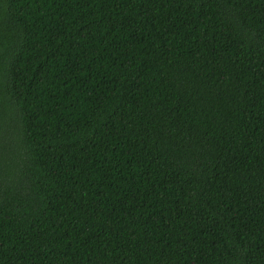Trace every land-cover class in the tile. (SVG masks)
Listing matches in <instances>:
<instances>
[{
    "label": "trees",
    "instance_id": "16d2710c",
    "mask_svg": "<svg viewBox=\"0 0 264 264\" xmlns=\"http://www.w3.org/2000/svg\"><path fill=\"white\" fill-rule=\"evenodd\" d=\"M0 264H264V0H0Z\"/></svg>",
    "mask_w": 264,
    "mask_h": 264
}]
</instances>
